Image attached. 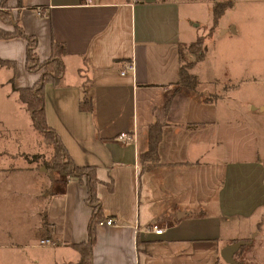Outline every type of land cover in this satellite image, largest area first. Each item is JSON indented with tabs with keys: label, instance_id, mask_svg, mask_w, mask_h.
Returning <instances> with one entry per match:
<instances>
[{
	"label": "crops",
	"instance_id": "obj_1",
	"mask_svg": "<svg viewBox=\"0 0 264 264\" xmlns=\"http://www.w3.org/2000/svg\"><path fill=\"white\" fill-rule=\"evenodd\" d=\"M200 2L6 0L22 29L36 35L39 58L50 54L52 40L64 44L62 75L43 86L45 118L72 160L94 165L100 180L96 194L112 222L96 225L91 264H264V103H245L243 121L234 123L223 102L224 89L236 86L227 71L214 79L193 70L206 55L195 60L189 45L205 29L198 33L193 16L183 21L180 4ZM221 16L220 33L231 25ZM180 49L199 81L193 88L177 83ZM0 58L13 61L0 64V208L7 217L0 264H76L74 244L86 238L91 212L86 187L35 161L41 152L28 146L40 136L15 88L32 85L39 71L25 66V38H0ZM224 78L228 84H217ZM82 96L91 109L79 108ZM155 121L161 136L151 161L142 153ZM121 130L134 131V141L117 140ZM152 221L161 233L146 229ZM45 237L53 244L38 242ZM238 239L246 241L225 262L220 248Z\"/></svg>",
	"mask_w": 264,
	"mask_h": 264
},
{
	"label": "rangeland",
	"instance_id": "obj_2",
	"mask_svg": "<svg viewBox=\"0 0 264 264\" xmlns=\"http://www.w3.org/2000/svg\"><path fill=\"white\" fill-rule=\"evenodd\" d=\"M200 1V4H180L183 21L185 20V15L193 16L194 19L192 23L196 24L195 28L198 30V33H201L205 29L202 36V42L200 44L192 45L191 48L203 49L202 52H205L206 57L203 61L196 62L193 70L199 71V74L202 78L204 75H211V77L214 79L223 78L224 71H227L228 76H230L236 86L224 89L223 99L225 100L223 102H228L227 105L229 108L235 112V114L230 113L232 116L231 120L234 123H238L243 121V115L241 111L240 113L238 112V109L241 110V107L244 108L245 103L249 101L254 103H264V0ZM215 1H220V3L231 2L233 4L231 7L225 9L223 13H221V22L224 24H231L230 27L224 25L226 27V31L222 33H220V30H216V23H213V25L210 27H206V22L208 18L210 19V15L209 8L207 7L205 10L204 7ZM233 25L236 26V31H232ZM215 31L216 33L212 37L211 35L212 33L214 34ZM238 51H240L242 55L236 57L235 53ZM183 61L184 64H188L190 59H187V57L184 55ZM253 75H255L256 78L254 80ZM216 82L220 86H222V83L228 84V80L225 78L221 83L220 81ZM197 83H199V81ZM261 122L262 129H264V119ZM247 130H250L248 128V124ZM0 131L4 132V130ZM34 132L36 131L34 130ZM259 134H263L262 143L264 146L263 130H259ZM39 136L40 140L38 146L36 145L35 141L33 142L32 146L31 140L29 141L28 146L30 149H33V147H38L41 153L35 154V161L43 163L46 159H49L53 151L51 143L46 140L40 132ZM234 139V137L233 139H228L229 143L231 144L232 141L234 142ZM13 144L15 143H10V146L8 147L10 149L14 148L13 146L15 145ZM248 144H250V142ZM259 145L262 144L259 143ZM4 159L5 158L0 157V160ZM8 161L9 163L13 162L14 164L23 162L17 157H11V159H8ZM0 207H4V200L2 198H0ZM6 221L7 217L4 208H0V242L7 241L5 236L6 234H3Z\"/></svg>",
	"mask_w": 264,
	"mask_h": 264
},
{
	"label": "trees",
	"instance_id": "obj_3",
	"mask_svg": "<svg viewBox=\"0 0 264 264\" xmlns=\"http://www.w3.org/2000/svg\"><path fill=\"white\" fill-rule=\"evenodd\" d=\"M232 3H220V1H215L211 4L212 12V24L216 23L217 19L226 7L231 6ZM0 20L5 24H10V28H5L0 25V38H8L10 36H20L25 38V66L28 70L39 71V77L30 86L17 87L19 98L27 106L30 119L34 128H36L42 136L48 140L52 145V154L49 159L43 162L45 167H50L59 172L64 176H69L75 178L86 187L85 202L90 208V216L86 223L87 233L84 240L76 242L75 247L79 250V259L76 264H91V250L96 237V225L105 218L104 211H102L101 202L99 196L96 194V186L100 182L96 175L95 166L92 164L80 165L76 164L69 152L66 150L63 142L61 141L58 134L55 133L53 128L47 123L45 118V105H44V90L43 86L46 82H52L53 84L58 83L61 73L63 71V60L61 59V54L64 52V44L57 40H52L51 52L45 58H39L36 52L37 37L34 34L27 33L22 29L20 23L11 14L10 9L6 4V0H0ZM202 42V36H197L194 41L189 45L191 52H194L195 60L200 58L202 54V49H192V45L200 44ZM180 55V66H179V76L177 83L184 84L189 87H194L197 82V76L190 73L187 68L192 62L184 64V55L182 51H179ZM0 64L13 65V61L10 59L0 58ZM79 108L82 110L91 109L92 104L90 98L87 96H82L79 102ZM161 125L159 122L155 121L149 124L148 133V150L142 153V156H146L148 160L155 161L156 155V145L160 139ZM35 156V155H34ZM142 159H145L142 157ZM145 167V164L143 166ZM142 168V169H143ZM108 188L111 185L108 184Z\"/></svg>",
	"mask_w": 264,
	"mask_h": 264
},
{
	"label": "built area",
	"instance_id": "obj_4",
	"mask_svg": "<svg viewBox=\"0 0 264 264\" xmlns=\"http://www.w3.org/2000/svg\"><path fill=\"white\" fill-rule=\"evenodd\" d=\"M127 68L128 69H132L133 68V62H129L127 65ZM121 72H123V70H121ZM116 139L122 141V142H131V141H134L135 139V133L134 131L133 132H127V131H124V130H121L118 132V135L116 137ZM100 222H103V223H111L112 222V219L111 218H105V220H102ZM99 222V223H100ZM146 229L149 230V231H154L156 233H161L162 230L164 229L163 226L159 225L157 222L155 221H152V223H149L146 225ZM38 242L40 244H53V241L49 238V237H45V238H41L38 240Z\"/></svg>",
	"mask_w": 264,
	"mask_h": 264
},
{
	"label": "water",
	"instance_id": "obj_5",
	"mask_svg": "<svg viewBox=\"0 0 264 264\" xmlns=\"http://www.w3.org/2000/svg\"><path fill=\"white\" fill-rule=\"evenodd\" d=\"M246 240L238 239L236 241L230 242L229 244H226L222 246L219 250L220 256L223 258V260L227 263H233L235 261L233 257V252L245 242Z\"/></svg>",
	"mask_w": 264,
	"mask_h": 264
}]
</instances>
